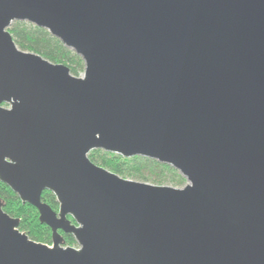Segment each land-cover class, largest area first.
<instances>
[{"label": "water", "instance_id": "obj_1", "mask_svg": "<svg viewBox=\"0 0 264 264\" xmlns=\"http://www.w3.org/2000/svg\"><path fill=\"white\" fill-rule=\"evenodd\" d=\"M16 21L83 75L19 50ZM98 150L187 186L119 177L89 160ZM1 182L51 246L0 201V264H264V0H0Z\"/></svg>", "mask_w": 264, "mask_h": 264}, {"label": "trees", "instance_id": "obj_2", "mask_svg": "<svg viewBox=\"0 0 264 264\" xmlns=\"http://www.w3.org/2000/svg\"><path fill=\"white\" fill-rule=\"evenodd\" d=\"M9 33L14 44L19 50L40 55L44 60L54 64H64L71 74L78 77L84 72V62L73 51L65 48L59 40L52 37L48 32L40 27H35L30 23L16 21L9 26ZM89 160L96 166H101L115 175L139 181H149L162 185L170 183L174 186H182L185 179L169 165L160 164L155 160L140 157L125 159L102 150L91 151ZM0 201L3 203L2 211L11 218L19 219L18 230L27 235L32 241L44 245L51 243L50 229L38 221L39 213L26 203L19 201L17 195L9 188L0 183ZM41 201L57 212L58 203L49 191L42 194ZM74 223L71 218H69ZM64 247L76 246L71 235L61 232Z\"/></svg>", "mask_w": 264, "mask_h": 264}, {"label": "rangeland", "instance_id": "obj_3", "mask_svg": "<svg viewBox=\"0 0 264 264\" xmlns=\"http://www.w3.org/2000/svg\"><path fill=\"white\" fill-rule=\"evenodd\" d=\"M69 69V68H68ZM71 72V71H70ZM84 73V72H83ZM83 73L81 72L79 75H78V77H81L82 75H83ZM72 75V74H71ZM73 76V75H72ZM101 167V166H100ZM103 168V167H102ZM105 169V168H104ZM123 178V177H122ZM124 179H127V180H129V181H135V182H138V183H146V184H149V185H152V186H154V185H157V186H163V187H165V186H168V187H171V188H174V189H182V188H184V187H186L187 186V182H186V180H185V182L183 183L184 185H182V186H174V185H172V184H170V183H165V184H162V185H158V184H156V183H152V182H149V181H139V180H136V179H128V178H124ZM49 246H51V243L49 244ZM73 248H77V244H76V246H72Z\"/></svg>", "mask_w": 264, "mask_h": 264}]
</instances>
